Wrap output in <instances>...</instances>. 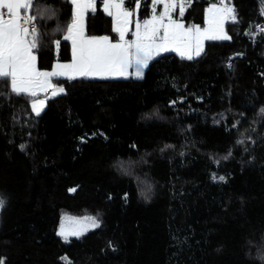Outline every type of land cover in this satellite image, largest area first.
<instances>
[{
  "label": "trees",
  "instance_id": "obj_1",
  "mask_svg": "<svg viewBox=\"0 0 264 264\" xmlns=\"http://www.w3.org/2000/svg\"><path fill=\"white\" fill-rule=\"evenodd\" d=\"M214 2L191 0L184 19L203 23ZM261 2L230 0V39L192 60L161 55L141 79H54L65 93L39 116L0 80L3 264H264ZM96 8L86 34L116 41ZM72 12L70 0H34L41 70L71 61ZM65 214L100 224L67 242Z\"/></svg>",
  "mask_w": 264,
  "mask_h": 264
},
{
  "label": "snow or ice",
  "instance_id": "obj_2",
  "mask_svg": "<svg viewBox=\"0 0 264 264\" xmlns=\"http://www.w3.org/2000/svg\"><path fill=\"white\" fill-rule=\"evenodd\" d=\"M151 3L150 18L141 21L142 0H135V9L126 8L125 0H102L103 11L113 20L112 31L118 35L114 42L108 35L86 34L85 18L97 11V0H71L72 19L66 26L63 41H71L72 61L57 63L51 71H41L37 67V17L30 14L34 0H0V80H9L14 94L30 97L31 109L39 116L48 98H41L42 93L50 91L54 98L65 92L63 87L53 83V78H127L132 75L141 78L149 62L163 52L174 51L181 58L192 60L203 52L204 41L230 39L224 31L226 21L236 20L230 0H216L206 9L203 28L196 24L186 26L183 22L191 0H151ZM159 5L163 8L157 13ZM174 13L179 18H174ZM129 33L132 39L126 38ZM61 42L54 41V47L58 48ZM218 179L224 181L225 177ZM3 203L0 199V207ZM65 219L71 222L62 223L58 232L65 240L69 236H80L89 228L99 227L96 217Z\"/></svg>",
  "mask_w": 264,
  "mask_h": 264
},
{
  "label": "rangeland",
  "instance_id": "obj_3",
  "mask_svg": "<svg viewBox=\"0 0 264 264\" xmlns=\"http://www.w3.org/2000/svg\"><path fill=\"white\" fill-rule=\"evenodd\" d=\"M128 1H129V0H125V4H124V6H125L126 8H128V9H135V7H136V5H135V0H130L131 8H129V7L126 5ZM230 4H231V3H230ZM210 5H211V4H210ZM231 6H233V5L231 4ZM260 6H261V8H262V12H263V14H264V2H261V3H260ZM101 7H102V9H103L102 0H101ZM233 7H234V6H233ZM151 8H152V6H151ZM162 8H163L162 5L157 6V13H159V12L162 10ZM141 9H142V4H141V7H140V9H139V19L142 21L143 19L150 18L151 14H152V13H151V10H150V13H149L148 16H145L144 18H142V17L140 16V11H141ZM188 9H189V6L186 7L185 15H186ZM205 12H206V10H205ZM205 12H204V21H205ZM173 15H174V18H179L178 15H177L176 13H174ZM185 15H184V17H185ZM235 16H236V15H235ZM184 17H183V22L185 23L186 26H189V25H192V24L200 25L201 28H203V27L205 26L204 22H203V23H196V22L187 23L186 20L184 19ZM228 22H232V20H228V21L225 22V24H224V31H225V26H226V24H227ZM131 28H132V30L134 31V25H132ZM225 33H226V31H225ZM226 34H227V33H226ZM126 38H127V39H132L133 37L131 36V33H129L128 36H127ZM117 40H118V35H117ZM208 41H217V40H206V41H204L203 51H204V49H205V43L208 42ZM114 42H115V41H114ZM170 53H171V54H175V55L181 57L178 53H176V52H174V51L163 52V53H161L159 56L164 55V54H170ZM202 53H203V52H202ZM202 53H201V54H202ZM201 54H200V55H201ZM200 55H199V56H200ZM159 56H156L153 60H155V59H156L157 57H159ZM194 58H196V57H194ZM184 59H186V58H184ZM153 60H151V61L149 62V64H150ZM149 64H148V66H149ZM147 68H148V67H147ZM147 68L144 69V73H143V76H142L141 78L144 77ZM129 77H132V76H129ZM129 77H128V78H129ZM87 78H90V79H96V80H106V79H126L125 77H119V76H109V77H107V78H101V77L96 76V77H87ZM136 78H137V77H135V79H136ZM141 78H137V79H141ZM133 79H134V78H133ZM64 93H65V92H64ZM58 95H61V94H58ZM44 97H45V96H41V98H44ZM47 97H48V98L46 99V104H45V106H44L42 112H43L44 109L46 108V106H47V102H48V100L50 99L51 94H49V96H47ZM51 98H52V97H51ZM42 112H41V113H42ZM34 114H35V113H34ZM35 115H36V114H35ZM1 209H2V207H0V211H1ZM85 217H93V216H80V217H75V216H71V215H67V214L63 215V217H62V219H61L60 226H59V228H58V232L60 231V227H61V224H62V223H64L65 225H67V224H69V223L71 222L70 220H67V219H65V218H71V220H83V218H85ZM99 224H100V222H99ZM94 229H96V228H89L86 232H84V233H83L82 235H80V236H69L67 240H65V239H64L63 237H61L60 235H59V236H60L64 241H67V242H68V241H70L71 239H74V238H77V239H78V238L82 237L83 235H85L87 232L92 231V230H94Z\"/></svg>",
  "mask_w": 264,
  "mask_h": 264
},
{
  "label": "crops",
  "instance_id": "obj_4",
  "mask_svg": "<svg viewBox=\"0 0 264 264\" xmlns=\"http://www.w3.org/2000/svg\"><path fill=\"white\" fill-rule=\"evenodd\" d=\"M70 1H71V0H70ZM89 14H90V13H89ZM89 14H87V15H86V18H85V27H86V20H87V17H88ZM69 42L71 43V41H69ZM71 48H72V47H71ZM71 61H72V59H71ZM71 61H68V62L58 61V62H56L55 64H57V63H71ZM55 64H54V65H55ZM37 67L39 68V66H38V59H37ZM53 67H54V66H53ZM53 67H52V68H53ZM52 68H51L50 70H41L40 68H39V69H40L41 71H51ZM135 77H136V76L132 75V77H129V78H134V79H135ZM77 78H83V77H77ZM85 78H87V77H85ZM127 78H128V77H127ZM127 78H126V79H127ZM54 79H68V78H67V77L53 78V83H54ZM75 79H76V78H75ZM54 84H56V83H54ZM56 85H57V86H60V85H58V84H56ZM49 94H51L50 91H49L48 93H42L41 96H49ZM57 96H58V95H57ZM50 98H51V97H50Z\"/></svg>",
  "mask_w": 264,
  "mask_h": 264
},
{
  "label": "built area",
  "instance_id": "obj_5",
  "mask_svg": "<svg viewBox=\"0 0 264 264\" xmlns=\"http://www.w3.org/2000/svg\"><path fill=\"white\" fill-rule=\"evenodd\" d=\"M35 26L37 27V23L35 21ZM264 29V24L262 26H260V30Z\"/></svg>",
  "mask_w": 264,
  "mask_h": 264
}]
</instances>
